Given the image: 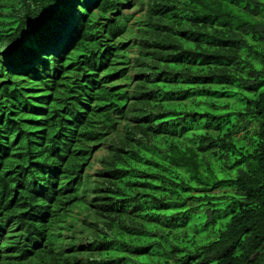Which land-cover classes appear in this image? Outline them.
I'll list each match as a JSON object with an SVG mask.
<instances>
[{
	"label": "trees",
	"instance_id": "1",
	"mask_svg": "<svg viewBox=\"0 0 264 264\" xmlns=\"http://www.w3.org/2000/svg\"><path fill=\"white\" fill-rule=\"evenodd\" d=\"M0 264H264V0H0Z\"/></svg>",
	"mask_w": 264,
	"mask_h": 264
},
{
	"label": "rangeland",
	"instance_id": "2",
	"mask_svg": "<svg viewBox=\"0 0 264 264\" xmlns=\"http://www.w3.org/2000/svg\"><path fill=\"white\" fill-rule=\"evenodd\" d=\"M105 153V146H103L97 153H96V159L94 160L93 167L90 170L92 173L95 172V169L100 166V160L97 158L101 157Z\"/></svg>",
	"mask_w": 264,
	"mask_h": 264
}]
</instances>
